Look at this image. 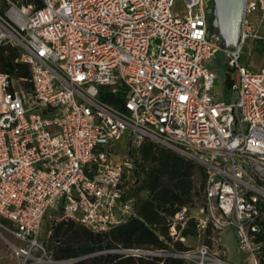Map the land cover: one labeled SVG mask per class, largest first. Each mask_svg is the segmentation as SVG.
I'll list each match as a JSON object with an SVG mask.
<instances>
[{
    "label": "built area",
    "instance_id": "2783aa9c",
    "mask_svg": "<svg viewBox=\"0 0 264 264\" xmlns=\"http://www.w3.org/2000/svg\"><path fill=\"white\" fill-rule=\"evenodd\" d=\"M211 14L212 0H0V47L29 67L0 71V234L18 264L59 262L41 240L52 214L96 232L131 218L123 183L146 141L206 174L203 202L169 223L176 236L194 218L211 244L177 256L235 264L221 235L233 226L244 264H264V65L240 62L248 41L264 51V0L246 1L237 46ZM219 54L228 102L214 92ZM117 95L123 107L104 98Z\"/></svg>",
    "mask_w": 264,
    "mask_h": 264
},
{
    "label": "trees",
    "instance_id": "16d2710c",
    "mask_svg": "<svg viewBox=\"0 0 264 264\" xmlns=\"http://www.w3.org/2000/svg\"><path fill=\"white\" fill-rule=\"evenodd\" d=\"M7 49L9 55L5 54ZM15 53L8 46L0 47V71L27 76L28 65L17 62ZM218 57L226 66L222 55ZM232 81L228 67L225 85L230 87ZM104 98L123 107L121 96ZM196 169L202 177L198 184L194 181ZM205 180L204 168L194 160L146 141L137 167L123 183L126 195L136 200L135 214L102 232L92 231L75 219L55 222L49 250L50 256L59 261L54 264H190L177 256L189 250L184 241L188 237L204 236L211 244L212 228L201 232L196 220L189 218L184 226L177 224V235L172 236L169 222L184 206L203 202ZM129 250L147 253L133 254ZM153 251L166 254L157 255Z\"/></svg>",
    "mask_w": 264,
    "mask_h": 264
},
{
    "label": "rangeland",
    "instance_id": "374dc122",
    "mask_svg": "<svg viewBox=\"0 0 264 264\" xmlns=\"http://www.w3.org/2000/svg\"><path fill=\"white\" fill-rule=\"evenodd\" d=\"M181 4V1L178 3ZM215 28V27H214ZM233 46V45H229ZM240 62L253 71H259L262 66L264 65V51L261 49L259 43L253 44L252 42L248 41V43L244 46L242 56L240 58ZM213 67H218V77L216 79V83L214 86V92L218 95L220 99L225 101L232 100L233 97V90L231 87L225 85V78L226 73L228 71V67L223 64L219 57H217L213 63ZM233 71V69L231 70ZM201 173L198 169L195 170L194 174V181L195 183L201 182ZM58 213L52 214V217L48 216L45 219L41 240L43 241L44 245L48 250V259H52L57 261L54 257L50 256V247L53 245V241L51 240L52 229L55 222L60 221ZM222 242L224 247L227 249L228 259L235 263V264H244V253L240 250L238 239L236 235V230L233 226H226L222 232ZM207 239L204 236L198 237H188L184 243L189 247V250L192 252H196L198 247L203 244L207 243ZM217 246H212V249L215 250ZM123 252V250H120ZM154 254L157 255H164L162 252L153 251ZM0 264H18V260L15 256V253L11 250L8 246L6 240L0 234Z\"/></svg>",
    "mask_w": 264,
    "mask_h": 264
},
{
    "label": "water",
    "instance_id": "95a60500",
    "mask_svg": "<svg viewBox=\"0 0 264 264\" xmlns=\"http://www.w3.org/2000/svg\"><path fill=\"white\" fill-rule=\"evenodd\" d=\"M212 25L223 37V44L237 46L241 41L242 18L247 0H213ZM162 254H166L162 252Z\"/></svg>",
    "mask_w": 264,
    "mask_h": 264
},
{
    "label": "flooded vegetation",
    "instance_id": "af4514ba",
    "mask_svg": "<svg viewBox=\"0 0 264 264\" xmlns=\"http://www.w3.org/2000/svg\"><path fill=\"white\" fill-rule=\"evenodd\" d=\"M214 1L212 0V14H211V20L214 18Z\"/></svg>",
    "mask_w": 264,
    "mask_h": 264
}]
</instances>
